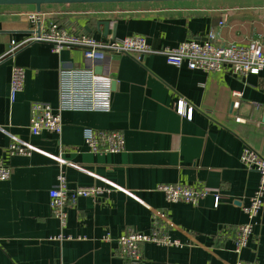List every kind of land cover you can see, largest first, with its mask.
Here are the masks:
<instances>
[{"label":"crops","instance_id":"1","mask_svg":"<svg viewBox=\"0 0 264 264\" xmlns=\"http://www.w3.org/2000/svg\"><path fill=\"white\" fill-rule=\"evenodd\" d=\"M91 5V6H87ZM32 5H0V158L12 168L0 181V264H127L115 256V238L132 231L148 233L156 216L166 231L183 242L168 246L141 244L143 264H264V203L253 235L240 255L234 235L247 216L243 206L257 188L259 174L243 166L250 145L264 153V70L247 77L206 73L169 64L161 51L185 40L218 43L258 41L264 49V0H196L48 4L47 19L96 37L99 20H110L108 35L147 37L155 52L141 61L128 54H108L102 72L113 77L109 112L64 111L60 134L29 130L34 101L59 102L61 64L84 67L79 47L53 52L50 44L32 42L10 52L12 39L23 41L34 30L26 13ZM107 35V36H108ZM114 37V36H113ZM26 69L24 86L10 99L13 66ZM242 91L239 108L233 92ZM242 120H237V118ZM124 132L125 150L88 151L83 129ZM11 136L35 146L31 155L7 154ZM62 153L78 167L65 166L69 187H111L96 196H81L68 209L64 240L49 206ZM181 182L210 194L197 204L168 202L156 189ZM220 195L218 206L215 195ZM166 216L167 221L164 220ZM110 234L111 241L104 240Z\"/></svg>","mask_w":264,"mask_h":264},{"label":"built area","instance_id":"2","mask_svg":"<svg viewBox=\"0 0 264 264\" xmlns=\"http://www.w3.org/2000/svg\"><path fill=\"white\" fill-rule=\"evenodd\" d=\"M34 25L32 33L23 41L12 39L9 51L14 53L17 46L27 45L40 41L50 44L53 52L59 53L63 48L79 47L87 62L84 67H69L61 64L59 69V102L54 106L45 101H34L30 108L29 130L32 135L42 132L60 134L62 131V113L64 111L109 112L113 101V77L108 72H97L96 67L103 65L108 54H128L141 61L149 53L155 52L146 36L133 34L123 38L112 35L96 37L95 35L65 26L57 20L47 19L44 11H30L26 13ZM210 32L203 40H185L176 46L165 47L161 53L169 64L181 67L186 65L189 69H198L206 73L222 72L228 65L234 76L247 77L249 74H258L264 70V49L260 42L254 41L245 44L237 41L218 43ZM26 76V69L22 66H13L10 80V99L16 100L22 91ZM1 93V87H0ZM242 91L233 92V105L239 108ZM237 120H242L237 118ZM83 138L89 152L119 153L125 150L126 139L121 130H105L92 127L83 129ZM35 146L16 136L6 148L7 154L31 155ZM59 165V174L56 184L49 190V206L55 218L58 219L61 232L51 239L64 240L70 238L64 234L68 223V209L77 202L81 196H96L107 192L111 187L93 184L90 186L69 187L65 174V166L78 167L72 160L64 158L60 152L55 156ZM241 163L249 170L259 174V182L254 193L248 197V203L243 206L247 216L244 223L235 228L234 251L240 255L246 248L253 235L255 220L264 203V153L250 145H246L240 156ZM12 168L0 158V181L11 177ZM156 189L162 192L168 202H188L197 204L200 199L210 194L205 188H197L181 182L160 183ZM220 195H215V205L220 202ZM161 215V214H160ZM163 216V215H161ZM167 221L166 216H163ZM161 219L156 216L151 230L148 233L132 230L115 238V256L127 264H143L144 253L141 244L152 242L168 246H183V242L173 238L167 231ZM104 240L111 241L108 233ZM63 264V262L61 263ZM235 264H245L238 259Z\"/></svg>","mask_w":264,"mask_h":264},{"label":"water","instance_id":"3","mask_svg":"<svg viewBox=\"0 0 264 264\" xmlns=\"http://www.w3.org/2000/svg\"><path fill=\"white\" fill-rule=\"evenodd\" d=\"M169 2V1H191V0H0V5H32L36 11H41L44 5L48 4H72V3H120V2ZM111 25L110 20H99L97 21V31H101L103 27V35L107 36ZM116 26L114 27L113 36H116ZM92 29L88 26L85 32L92 33ZM102 66H97L96 71L101 73ZM115 82L112 86L115 89Z\"/></svg>","mask_w":264,"mask_h":264},{"label":"rangeland","instance_id":"4","mask_svg":"<svg viewBox=\"0 0 264 264\" xmlns=\"http://www.w3.org/2000/svg\"><path fill=\"white\" fill-rule=\"evenodd\" d=\"M191 1H196V0H191ZM87 6H91V5H87ZM34 8V7H33Z\"/></svg>","mask_w":264,"mask_h":264}]
</instances>
